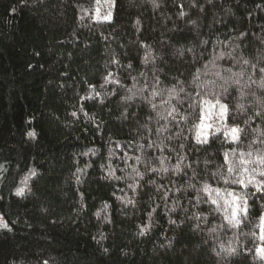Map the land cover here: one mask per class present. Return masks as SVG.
<instances>
[{"label":"trees","instance_id":"obj_1","mask_svg":"<svg viewBox=\"0 0 264 264\" xmlns=\"http://www.w3.org/2000/svg\"><path fill=\"white\" fill-rule=\"evenodd\" d=\"M106 1L0 0V264H264V0Z\"/></svg>","mask_w":264,"mask_h":264},{"label":"rangeland","instance_id":"obj_2","mask_svg":"<svg viewBox=\"0 0 264 264\" xmlns=\"http://www.w3.org/2000/svg\"><path fill=\"white\" fill-rule=\"evenodd\" d=\"M113 14V2L111 0L106 1L102 5L98 6L95 14L94 20L95 21H109L104 19V17ZM220 103H210L205 106L203 116H202V123H201V130L200 137L207 139L212 133H217L222 130L223 125L226 122L227 118V111L222 114ZM208 110V111H207ZM206 111V112H205ZM212 125L211 127H207L206 125ZM230 135H233L230 133ZM1 224V220H0Z\"/></svg>","mask_w":264,"mask_h":264},{"label":"snow or ice","instance_id":"obj_3","mask_svg":"<svg viewBox=\"0 0 264 264\" xmlns=\"http://www.w3.org/2000/svg\"><path fill=\"white\" fill-rule=\"evenodd\" d=\"M153 3H154V6H157L158 7V5H156L155 4V0H153ZM104 19H106V20H110L111 19V14H109L108 16H106V17H104ZM139 23V22H138ZM145 59H147V57L145 58ZM243 63L244 64H248L249 63V61L248 60H244L243 61ZM229 71H231V69H229ZM260 71L261 72H264V67H261L260 68ZM236 75H243V73H233V76H236ZM108 82V80H107V78L105 79V83H107ZM117 83H118V81H117ZM226 83H227V81H226ZM235 83H237V84H239L240 83V81L237 79L236 81H235ZM259 86L260 87H264V79H262L261 81H260V84H259ZM182 90V89H181ZM93 91H95V89L93 88ZM171 91H175V88H173ZM225 91H227V88H225ZM96 95H99V93H96ZM153 95H159V93H156V92H154L153 93ZM219 102V101H218ZM153 107L155 108V105H153ZM172 111H175V109H173ZM221 111H222V114L223 113H225L226 111H227V105H221ZM172 113L170 112L169 113V115H171ZM72 115H76V113L74 112V113H72ZM207 127H211L212 125H206ZM238 131V129H235V128H233L232 129V133H233V139H237L238 137L235 135V133ZM29 135L30 136H34L35 135V133H29ZM198 139H199V136H198ZM157 169H155V168H152L151 169V171H156ZM164 171H167V169L165 168L164 169ZM33 175H35V172H33ZM137 175H140V173H137ZM117 179H119V177H117ZM149 183H155V181H149ZM240 183H243V181H240ZM205 191H208V188H207V186L205 187ZM17 194L18 195H22L23 194V189H18L17 190ZM217 201L216 200H213L212 201V203H216ZM108 206L107 205H105V208H107ZM238 207V206H237ZM173 210H175V209H173ZM240 211H244L245 213L247 212V209L246 208H244V209H240ZM96 215H97V217H99V215H100V212H97L96 213ZM236 215H237V213H236V211H234L233 212V219H229V223L230 224H232L234 227H237V226H239V224L241 223V221L239 220V219H235V217H236ZM0 220H2V217H0ZM171 223H173V224H175L176 222L175 221H171ZM0 226H2V227H4V228H8L9 226H8V224L5 222V223H3L2 225H0ZM151 227V223H149L144 229H142L141 230V235H143V234H145V232L147 231V229L148 228H150ZM261 239L262 240H264V235H262L261 236ZM223 245H221V248L223 249ZM105 251H107L106 249H105ZM227 251L229 252V253H235L236 252V249L234 248V247H231V246H229L228 247V249H227ZM258 251H259V253H260V258L261 259H264V247H260L259 249H258Z\"/></svg>","mask_w":264,"mask_h":264}]
</instances>
